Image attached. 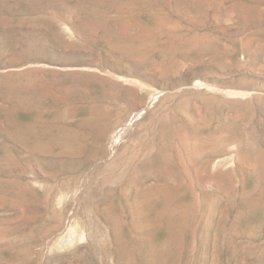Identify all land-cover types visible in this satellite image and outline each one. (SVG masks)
<instances>
[{"label":"rangeland","instance_id":"1","mask_svg":"<svg viewBox=\"0 0 264 264\" xmlns=\"http://www.w3.org/2000/svg\"><path fill=\"white\" fill-rule=\"evenodd\" d=\"M0 264H264V0H0Z\"/></svg>","mask_w":264,"mask_h":264}]
</instances>
